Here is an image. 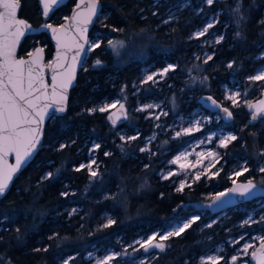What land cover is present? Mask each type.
<instances>
[{
    "label": "trees",
    "instance_id": "16d2710c",
    "mask_svg": "<svg viewBox=\"0 0 264 264\" xmlns=\"http://www.w3.org/2000/svg\"><path fill=\"white\" fill-rule=\"evenodd\" d=\"M19 1L20 17L38 30L43 20L37 0ZM99 1L101 16L89 34V42L99 41L101 46L88 52L70 93L66 114L48 121L38 154L0 200V264H89L88 253L120 252L138 239L164 231L185 208L184 217L198 213L195 203L207 201L231 185L227 168L236 161H245L249 167L238 177L240 182L252 179L264 188V173L259 171V162L264 161V118L251 122L246 107L229 109V121L221 117L228 123L223 128L234 131L237 137L224 148L223 169L209 185L199 182L181 191H177L178 181L164 179L160 172L179 146L160 133L155 140L164 148L151 142L148 150L141 151L151 130L143 112H129L132 125H112L108 110L90 111L121 94L127 96L129 108L136 101L160 100L167 81L145 84L143 70L155 71L170 64L176 67L168 82L181 88V95L174 94L181 112L199 108L198 100L203 94H210L227 107L219 91L233 79L243 80L262 63L256 57L264 49V0H214L212 5L206 0ZM238 2H242L241 14L245 17L239 23L233 12ZM73 5L74 1H69L59 8L50 23L64 22ZM173 8H182L185 18L168 22L167 13ZM211 16L217 22L209 31L222 35L223 41L218 45L219 53L203 66L198 80H193L191 51L197 39L192 34ZM114 28L122 31H113ZM109 40L123 41L118 55L108 46ZM38 44L50 57V42L42 32L25 38L18 54L26 56ZM98 59L102 64L95 66ZM225 62H231L232 67L224 66ZM124 127L126 138L136 139L122 140L120 129ZM96 144L100 145L93 151L98 176L92 178L88 168L80 166L90 161L88 154ZM164 151L168 153L163 155ZM105 152L110 155L105 156ZM47 173L52 177L45 179ZM256 201L262 208L254 219L258 212H264V196ZM256 201L234 208L233 213L229 210L227 224L244 220ZM204 211L205 215L181 236L165 241V251H157L148 264H181L183 259L189 261L227 236L236 235L232 231L221 235L225 226L219 228L218 224L205 228L215 216ZM109 219L116 223L104 227ZM245 226L249 233H257L264 229V222Z\"/></svg>",
    "mask_w": 264,
    "mask_h": 264
},
{
    "label": "snow or ice",
    "instance_id": "6c2138e0",
    "mask_svg": "<svg viewBox=\"0 0 264 264\" xmlns=\"http://www.w3.org/2000/svg\"><path fill=\"white\" fill-rule=\"evenodd\" d=\"M61 0H42L43 3V14L45 17L48 16L49 11L52 9L53 5H58ZM83 2V0H82ZM208 5H212L214 0H206ZM79 8L80 5L78 4ZM242 2H238L233 12L238 16V23L245 19L241 14ZM19 8V0H0V196H3L9 187V182L12 180L13 175L17 173L21 167L28 162L32 157L33 153L40 144V135L43 131V124L45 118L55 119V113H64L66 111V101H67V89L72 84L75 78L76 64L79 62V58L82 52H84V45H88V50L91 51L93 48H99L101 46L100 42L90 43L84 36L87 31L86 25L92 22V17L97 14V0H88L87 5V15L83 13H76L72 19L78 24H83L85 27L78 28L80 34V39L84 43L76 44V54L72 57V63L67 65L65 71L57 72L58 68L64 67L63 61L67 59L65 53L61 51L63 48L69 47L61 39L63 35V29L67 26L62 25L59 28L54 27L52 24H45L43 27L45 29H50L51 33L56 40L57 53L53 62L49 63L47 67L52 69V83H51V94H49V85L44 81L43 69V48H36L34 52H29V59H17L16 57V46L18 45L21 36L24 35L25 30H31V26L26 23V21L17 18V10ZM155 14V13H154ZM167 23V21H165ZM264 23V21H262ZM213 27L209 23L202 31L197 32L195 35L197 37L203 36L209 28ZM113 31H122V29H113ZM237 35H240L237 32ZM223 37H219L216 43H219ZM108 46L119 54V49L124 46L123 41H108ZM212 56H208L205 63L211 60ZM102 64L101 60L95 62V66ZM175 65H168L159 73H153L147 75L143 79V83L147 84L149 81L155 83L154 77L159 75L163 76L170 69L174 70ZM229 68L232 64L228 65ZM206 79V78H205ZM250 81H264V70H261L257 75L249 77ZM239 93H234L228 97L233 104L237 103V96ZM211 99V97H209ZM216 102L213 101V104ZM119 104L121 111L124 110V105L120 104L117 100L112 104H104L99 109H90V111L105 112L109 108H114ZM148 108L153 107V105H148ZM250 109H254L252 112V120H256L258 115L264 114V100L259 101L258 104H248ZM51 109V111H49ZM143 110V109H141ZM223 111L227 114L228 118H231L232 113L224 108ZM167 115V113H165ZM264 118V116H262ZM109 119L115 124L116 120L111 116ZM159 119V117H157ZM196 130H199L198 128ZM185 134L193 131L192 128H186L183 130ZM181 133L177 132L176 135L179 136ZM121 139H125L121 137ZM129 140H134L136 137H129ZM237 137L234 135H229L225 139L220 141L221 146L227 147L229 141L236 140ZM65 147L61 145V148ZM99 144L94 145V149H98ZM145 151V149H141ZM15 154V164L9 165L7 163L6 157L10 154ZM105 156L110 155V153L105 152ZM212 155V154H210ZM264 156V152L261 153ZM181 159L180 156L176 157V160L172 163H176ZM96 161L93 159L88 165H81L80 168L87 167L89 170L90 177L96 178L98 172L93 170V165ZM98 167V166H97ZM77 168L76 171H80ZM247 167H243L241 171L235 173L236 176L242 175L244 172H248ZM259 171L264 173V166L259 167ZM52 173H47L45 179L52 177ZM167 179V177H165ZM199 179V175L197 176ZM264 183V181H262ZM233 188L229 189L230 193L238 194L241 197L247 198L250 195H255L254 189L257 185L252 179H248L246 183L236 184ZM184 182H181L177 191H181L184 188ZM62 195H67V193H62ZM226 195V193L218 194L215 199L219 201L221 197ZM199 217H193L188 222L183 223L181 226L176 227L172 231L166 233H153L145 241L141 243V247L147 252L149 249H159L160 252H164L166 249V244L163 241H167L172 237H179L185 230L191 228ZM264 222V217L261 218ZM251 221L246 220L244 223L248 224ZM116 221L109 219L104 227H110L115 224ZM210 227V225H209ZM19 232V229H17ZM157 238L161 242H156ZM51 239V237H50ZM261 239L260 249L253 251L251 256L257 261V264H264V238ZM251 245H244L241 252L244 255L249 254V249ZM40 251V249H36ZM47 251V249H44ZM115 259L114 255L106 256L102 261H98V264H110V262ZM221 256H208L206 258H201V264H221ZM238 257H231V264H237ZM67 264V261H65ZM143 264V262H142ZM246 264V262H245Z\"/></svg>",
    "mask_w": 264,
    "mask_h": 264
},
{
    "label": "rangeland",
    "instance_id": "374dc122",
    "mask_svg": "<svg viewBox=\"0 0 264 264\" xmlns=\"http://www.w3.org/2000/svg\"><path fill=\"white\" fill-rule=\"evenodd\" d=\"M181 9L182 8L171 9L167 13V21L176 22L177 20H183L185 17L181 14ZM216 22L217 18L215 16H211L210 19L202 27L194 31V33L192 34V38L197 39V41L193 43V51H191L193 52V64L191 65L190 72H194L191 77L193 78V80H198L197 75H201L203 66L206 64L205 60L207 59V57H213L219 53L220 48L218 47V45L223 41L222 39L219 43H216L217 39H219V37H221L222 35L211 33L209 29L203 36L197 37L195 34L202 31L209 23L214 25ZM49 58L50 57H48V59ZM256 59L261 60L262 63L258 65L250 75L246 76L243 80H231L228 85L224 86L219 91V93L222 95V101L227 103L228 109H238L241 107L247 108L248 104L257 100L263 93L264 81H250L249 77L257 75L261 70H264V49L257 55ZM229 64L232 63L225 62L224 66L228 67ZM163 69H158L155 71H148L147 69H144L143 77L145 78L147 75L159 73ZM171 71L172 70L170 69L163 76H155V83L150 81L152 82V84L167 81L164 96L160 100L150 99L145 102L136 101L134 106L129 108L127 106V96L121 94L118 99L112 101L109 104H112L118 100L120 104L124 105L123 115L125 117L124 123H126V125H132L129 120V112H133L136 114L140 112L144 113L149 122V125L151 126L149 135L144 141L146 143L144 145V149L148 150L149 144H151V142L155 143V139L160 133H162L164 136H167L168 140L174 143V146H179L177 151L164 162V165L160 171L161 176L164 179L165 177H167V179L173 178L178 181L179 186L181 182H184V187H191L199 182H202L205 184V186H207L226 164V157L224 155V148L226 147L221 146L220 141L222 139H225L229 135L235 136V133L232 130H226L223 128V126L227 125L228 123L222 120L219 114L210 115L209 113H206L201 107L192 108L189 112L186 113L181 112V108L177 104V96H174V94L176 95V93L178 95H181V88L178 86L173 87V85L168 82V78L171 76ZM175 75L176 74H174V76ZM172 88H175L174 93L171 92ZM234 93H239L236 98V104H233V102L228 99V97ZM148 105H153V107L148 108ZM118 108L119 104H117L114 108H109L108 115L111 112L116 111ZM165 113H167V115H165ZM157 117H159V119H157ZM186 128H192L193 131L185 134L183 130ZM197 128L199 130H196ZM125 130H127L126 127L120 129V131L122 132V137L128 139L129 137L126 138V135L124 133ZM177 132H180L181 134L177 136ZM230 142L231 141H229L227 145ZM154 145L159 147L160 149L164 148L163 144H158L157 142ZM93 149L94 145L92 146L88 154V157H90V161L87 163V165L90 164L93 159L95 160ZM167 153L168 151H164L163 155H166ZM177 156H180L181 159L176 163H172V161L176 160ZM263 163L264 161L261 160L259 162L260 166H262ZM243 167H247L249 169L245 161H236L232 164H229L227 169L229 170L228 177L230 178L231 184H233L234 180L235 182H240L238 179L239 176H236L235 173L241 171ZM93 170H96L95 165H93ZM198 175L199 179H197ZM222 192L223 191L216 192L215 194L211 195L209 199H207V201L195 203L194 210H196L198 213H191V215H187L184 217L182 215V212L186 210V208L182 212L177 213L169 226L164 231L157 233L163 234L168 231H172L176 227L181 226L183 223L188 222L196 216H198L200 219L202 215H205V206L215 195H218ZM261 208L262 207L260 205V202L256 201L254 208L250 212V214H248V216L244 220L236 224H227L228 220L231 217L229 211L216 215V217L213 218L205 228H208L209 225L211 226L214 224H218L219 228L225 226L224 229L221 228V235L226 234L230 231L234 232L236 235L227 236L218 245L210 248L209 250H206L205 253L200 256L193 257L189 261L183 259L181 261V264H201V258L217 255L223 257V259L221 260V264H231V257L233 256H237L239 258L237 264H245V262L246 264H252L249 258L251 256V253L255 251V249L261 243L260 238H264V229L261 232L259 231L257 233H249L244 222L251 218V220H253L254 222L261 223V218L264 217V212H258L257 218L254 219L256 212ZM235 211L236 209L230 210L231 213ZM215 233L217 234L218 231H215ZM151 235L153 234H150L149 236ZM148 237L138 239L130 245L122 247V250L120 252L107 250L101 254H96V252L88 253L87 260L89 261V264H98V261H102L106 256L114 255L115 259H113L110 264H142V262L143 264H148L156 257L157 252L154 251L147 254L142 252L143 248L141 247V243ZM156 242L161 241H159L157 238ZM163 243L166 244L165 241H163ZM246 244L251 245L252 247L249 249V254L244 255L241 252V249Z\"/></svg>",
    "mask_w": 264,
    "mask_h": 264
},
{
    "label": "water",
    "instance_id": "95a60500",
    "mask_svg": "<svg viewBox=\"0 0 264 264\" xmlns=\"http://www.w3.org/2000/svg\"><path fill=\"white\" fill-rule=\"evenodd\" d=\"M69 1L71 0H61V2L58 5H53L52 9L49 11V14L47 17L44 16L43 14V3L42 0H37V4L39 7V11L43 20V24L40 26V28L37 30L35 29L28 21H26L24 18L20 17V9H21V4L19 1V8L17 10V18L18 19H22L24 21H26L27 24H29L31 26V30H25V33L23 36H21L20 41L18 43V45L16 46V57L17 59H29L28 54L26 56H20L18 54V50H19V46L22 44V42L24 41L25 38L30 37L35 35L38 32H42L46 35V37L48 38L49 42H50V46H51V50L52 53L50 55V58L48 59V57L46 56L45 53V49L42 45L38 44L37 46H35L33 48V50L31 52H34L36 48H43L44 51L42 53L43 55V65L45 66L43 69V75H44V81L45 83H47L49 85V94H51V83H52V69L47 67V65L51 62L54 61L55 57H56V53H57V47H56V40L54 39L51 30L50 29H45L43 26L45 24H51L50 23V18L52 17V15L61 7L65 6ZM74 1V5L69 13V15L66 17V19L64 20V22L60 25H53L54 27H60L62 25H65L67 27H65L63 29V35L61 36V39L64 41L65 44H67L69 47L67 48H63L61 49V51L63 53H65L67 59L63 61L64 67L58 68L57 72H63L65 71L67 65H70L72 63V57L76 54L77 48H76V44L77 43H84V41L82 39H80V34L78 32V28H83L85 27V25L83 24H78L75 20L72 19V17L76 14V13H83L85 16L87 15V5H88V0H73ZM155 2H160L162 0H153ZM80 5V7L78 8L77 5ZM97 4H98V8H97V14L95 16L92 17V22L86 25L87 31L84 33L85 38L89 41V34L92 30V28L94 27L95 23L97 22V20L99 19V17L101 16V10H102V4L99 0H97ZM88 45L85 44L84 45V52L81 53L80 58H79V62H77L76 64V70H75V78L72 81V84L68 87L67 89V101H66V111L64 113H55V116H63L66 114L67 112V107H68V100H69V96L71 91L75 88L76 83H77V77H78V73L81 69V67L83 66L86 56L88 54ZM209 97H211V99H209ZM264 100V91L261 94V96L251 102L250 104H258L259 101ZM199 105L200 107L210 113V114H219L223 119H225V121H229L231 118L227 117V114L223 111L224 108H227L225 106L222 105V103L218 100H216L213 96H211L210 94H203L202 96H200L199 98ZM213 101H215L216 103L213 104ZM248 111L250 113V120L251 122H256L259 121L260 119H262V116H264V114L258 115L256 120H252V112L254 111V109H250L249 107ZM228 109V108H227ZM229 110V109H228ZM49 111H51V109H49ZM124 110L121 111L120 108H118L116 111L111 112L108 115V119L111 116L113 119L116 120V123L113 124L112 120L109 119V122L112 125H118L121 124L125 121V117L123 115ZM50 120V118L46 117L44 124L42 126L43 131L42 134L40 135V144L37 146V149L35 150V152L33 153L32 157L28 160V162L26 164H24L21 169L15 173L13 175L12 180L9 182V187L6 190L5 194L3 196H0V200L2 198H4L6 196V194L11 190L12 185L16 179V177L21 174L25 168L32 162V160L35 158V156L38 154L41 146H42V142H43V136H44V129L46 124L48 123V121ZM7 163L9 165H14L15 164V154L14 153H10L7 157H6ZM241 183H246V182H236V184H241ZM235 185L231 184V186L223 191L222 193H226V195H224L223 197H221V199L219 201H217L215 199V197L217 195H215L210 202L205 206V209L208 210L213 216L225 213L229 210H232L240 205L246 204V203H250V202H254L256 200H258L260 197L264 196V188L258 187L256 189H254L253 191L255 192V195H250L247 198L241 197L238 194H233L229 192V189L233 188ZM261 247V243L258 245V247L255 249L258 250ZM154 251H160L159 249H149L147 252H145L144 249H142L143 253H151ZM250 262L252 264H257V261L255 259L252 258V256H250L249 258Z\"/></svg>",
    "mask_w": 264,
    "mask_h": 264
},
{
    "label": "flooded vegetation",
    "instance_id": "af4514ba",
    "mask_svg": "<svg viewBox=\"0 0 264 264\" xmlns=\"http://www.w3.org/2000/svg\"><path fill=\"white\" fill-rule=\"evenodd\" d=\"M71 1H73V0H71ZM62 23H63V22H62ZM62 23H61V24H62ZM59 25H60V24H59ZM215 217H216V216H215ZM215 217H213V218H215ZM213 218H212V219H213ZM212 219H211V220H212Z\"/></svg>",
    "mask_w": 264,
    "mask_h": 264
}]
</instances>
